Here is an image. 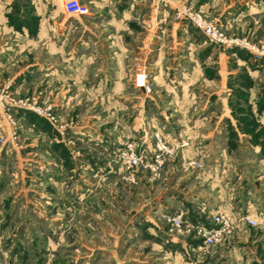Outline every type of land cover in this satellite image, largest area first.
<instances>
[{"label": "rangeland", "instance_id": "1", "mask_svg": "<svg viewBox=\"0 0 264 264\" xmlns=\"http://www.w3.org/2000/svg\"><path fill=\"white\" fill-rule=\"evenodd\" d=\"M7 2L0 264H264V0H174L154 37L167 44L161 72L149 63L152 40L119 92L96 72L112 46L76 44L78 20L63 43L29 42L27 4L3 13ZM183 8L227 40H210ZM136 72L144 92L133 88ZM156 134L172 149L157 172ZM131 151L146 155L141 164L127 165ZM247 209L256 226L237 221ZM217 211L235 227L213 245L164 216L209 223Z\"/></svg>", "mask_w": 264, "mask_h": 264}, {"label": "crops", "instance_id": "2", "mask_svg": "<svg viewBox=\"0 0 264 264\" xmlns=\"http://www.w3.org/2000/svg\"><path fill=\"white\" fill-rule=\"evenodd\" d=\"M24 1L27 4L28 14L32 18L26 26L22 25V27L29 29L36 26L35 34L27 33L29 42L42 41L51 44L59 39L60 43H63L68 37L72 21L78 20L74 29L76 44L112 46L109 56L104 53L99 54L96 72L102 77L115 78L113 91L122 90V86L125 85L124 78H129L131 74L128 68L129 61L135 58L143 60L145 54L150 51L152 40H155L152 52L154 59L149 63L157 67L158 73L161 72L158 61L163 56L162 52H167V44L163 39H159L160 36H157L158 39L154 37L158 28V32L163 31V23L165 27H168L167 23L170 20L167 18L165 7H172L174 0H81L89 7L88 13L83 15L66 13L63 0H8L6 8L1 11L3 13L9 11L13 6L22 5L20 3ZM1 3L2 0H0V7L5 6ZM99 14L104 15L100 17ZM176 25L177 23L171 22L169 26L175 27ZM169 47L171 48V45ZM81 57L83 56H77L76 63L82 60ZM133 88L138 92H144L142 86L135 85ZM183 149L188 150L189 148L183 146ZM247 213L252 215L253 212L247 209ZM236 235L239 236L238 233Z\"/></svg>", "mask_w": 264, "mask_h": 264}, {"label": "built area", "instance_id": "3", "mask_svg": "<svg viewBox=\"0 0 264 264\" xmlns=\"http://www.w3.org/2000/svg\"><path fill=\"white\" fill-rule=\"evenodd\" d=\"M63 8L65 12L70 15H83L87 14L89 11L88 5L81 0H63ZM177 13H186L192 24L199 28L210 40H227L220 28L214 22L206 20L200 13L186 10L184 8L178 9ZM135 84L145 86V75L142 72L135 73ZM146 87L148 89L147 85ZM187 143V141L182 140L179 145L182 146ZM155 146L156 151L153 161L149 164V166L157 172V169H160L163 162L164 155L172 153V149L158 134H156ZM145 156L146 155L142 152L136 153L131 151L126 154L127 165L133 166L141 164ZM164 216L167 217L168 221H170L172 229L179 233H187L194 237H198L205 245L221 243L232 233L235 227L234 221L223 211H217L214 213L209 223L186 221L181 215L164 214ZM237 221L247 223L251 226H256L258 223L257 220L247 212L240 214Z\"/></svg>", "mask_w": 264, "mask_h": 264}]
</instances>
